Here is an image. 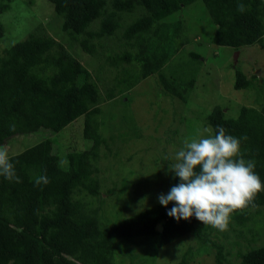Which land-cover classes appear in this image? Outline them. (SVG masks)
<instances>
[{
  "label": "trees",
  "instance_id": "trees-1",
  "mask_svg": "<svg viewBox=\"0 0 264 264\" xmlns=\"http://www.w3.org/2000/svg\"><path fill=\"white\" fill-rule=\"evenodd\" d=\"M10 1L0 0V15ZM45 1L59 18L56 29L49 26L55 36L43 26H35L24 39L0 49V146L36 131L43 137L9 154L20 183L0 176V264H116L114 251L119 242L136 243L144 237L162 247L190 233L198 244L212 247L213 264H224V248L208 237L219 230L202 225L194 216L180 221L169 217L172 203L164 207L157 202L121 219L105 213L100 198L102 181L97 176L100 155H116L115 160L124 144L141 139V132L132 120L123 118L119 136L114 130L106 133L99 116L106 105L120 104L125 92L150 75L158 81L156 101L166 95L191 110L188 96L196 82V70L192 67L191 74L181 80L183 75L174 73L169 62L178 52L197 61L199 54L184 52L189 39L181 19H163L199 2L215 26L211 41L234 50L252 42L264 47V0ZM240 3L246 6L243 13L237 10ZM4 35L0 21V39ZM76 43L96 59L92 70L68 50ZM232 67L233 88L252 89L256 105L242 104L228 112L215 104L205 122L211 134L220 126L227 134L247 137L241 139V151L244 159L256 162L255 171L264 188V77H248L237 64ZM79 117H83L86 147L62 155L49 143V136ZM13 124L15 131H10ZM166 129L174 135L179 132L171 129V123ZM62 158L68 160L67 165L60 164ZM130 158L131 154H126V160ZM167 158L171 165L175 162ZM41 175L50 182L36 185ZM171 181L172 186L179 183L173 172ZM254 203L255 207L231 214L234 229L246 227L253 214L264 215V190ZM237 256L236 263L228 264H264V243ZM191 257L186 249L174 264H188ZM131 259L122 264H135Z\"/></svg>",
  "mask_w": 264,
  "mask_h": 264
},
{
  "label": "rangeland",
  "instance_id": "rangeland-1",
  "mask_svg": "<svg viewBox=\"0 0 264 264\" xmlns=\"http://www.w3.org/2000/svg\"><path fill=\"white\" fill-rule=\"evenodd\" d=\"M177 18L183 21L187 29L189 42L183 46L184 52L195 51L199 54L197 61L178 52L169 62L174 73L179 77L183 75L181 80L191 74L192 67L196 70V82L188 96V107L191 110L185 109L183 104L166 95L159 96L156 101L158 81L155 75H150L125 92L120 104L116 106V102H110L106 105L103 116H99L106 133L114 130L119 136L118 127L124 125L123 118L128 122L132 120L136 129L141 132V139H138L140 141L136 140L135 144L129 146L124 144V150L119 152L115 160L116 155L110 154L100 155L98 160L97 176L102 181L100 198L105 213L110 214V217L121 219L134 211L152 207L158 202L160 194L170 191L172 172L169 170L171 163L167 157L174 161L176 151L186 138L209 134L203 133V129L209 127L205 116L213 105L219 104L228 112H234L242 104L256 105L252 89L233 88L232 64L240 66L248 77H264V47L258 42H252L234 50L211 41L215 26L199 2L163 20ZM0 21L5 27V35L0 39V49L24 39L35 26H43L46 33L55 36L49 26L56 29L59 24V18L45 0H11L9 8L0 15ZM262 40L264 45V33ZM72 46L68 50L92 70L97 64L94 56L81 50L77 43ZM162 119L164 121L160 123ZM81 120L83 117L49 136V143L54 148L58 147L57 151L62 155L66 151L86 147L82 139ZM169 123L171 129L179 131L177 134L167 133L166 126ZM42 138L41 131L18 135L4 147L9 154H13L36 144ZM113 146L111 144L112 149ZM128 153L131 158L126 160ZM109 189L114 191L107 192ZM245 226L236 230L233 228L235 225L230 222L226 231L209 233L208 237L224 248L227 260L224 264L236 263L238 252L264 243V215L253 214ZM186 249H190L192 256L188 264H213L212 247L198 244L191 233L162 247L144 237L136 243L119 242L114 251V259L116 264H122L131 258L135 264H174Z\"/></svg>",
  "mask_w": 264,
  "mask_h": 264
},
{
  "label": "clouds",
  "instance_id": "clouds-1",
  "mask_svg": "<svg viewBox=\"0 0 264 264\" xmlns=\"http://www.w3.org/2000/svg\"><path fill=\"white\" fill-rule=\"evenodd\" d=\"M237 10L243 13L246 6L240 3ZM10 131H15L14 124L10 125ZM203 133L209 134L186 138L183 147L176 152L175 163L169 170L179 178V183L167 194H160L158 202L164 207L172 203L167 215L177 221L194 216L203 224L226 231L231 214L237 209L255 207V197L264 188L255 171L256 162L244 159L241 151V139L247 137L227 134L220 126L214 134L210 126L204 128ZM60 164L67 165L68 160L62 158ZM0 176L21 182L8 149L3 146H0ZM49 182L46 175L35 180L36 185Z\"/></svg>",
  "mask_w": 264,
  "mask_h": 264
}]
</instances>
